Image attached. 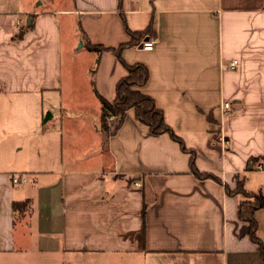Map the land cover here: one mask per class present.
Instances as JSON below:
<instances>
[{
  "label": "crops",
  "instance_id": "0c3cea01",
  "mask_svg": "<svg viewBox=\"0 0 264 264\" xmlns=\"http://www.w3.org/2000/svg\"><path fill=\"white\" fill-rule=\"evenodd\" d=\"M120 12L153 31L151 51L121 52L148 70L139 91L220 183L132 109L104 138L98 97L126 71L86 46L128 43ZM237 179L264 196V0H0V264H264L225 191Z\"/></svg>",
  "mask_w": 264,
  "mask_h": 264
},
{
  "label": "trees",
  "instance_id": "16d2710c",
  "mask_svg": "<svg viewBox=\"0 0 264 264\" xmlns=\"http://www.w3.org/2000/svg\"><path fill=\"white\" fill-rule=\"evenodd\" d=\"M120 9V1H119ZM120 16L124 25L125 32L129 36V42L120 45L117 49H106L102 46L87 45L88 51L95 53H102L104 51H111L118 61L122 64L126 71V76L121 78L115 86V99L112 104H109L102 98L98 97L101 104L100 114V130L104 135V138L113 135L121 126L125 114L128 110L134 111V116L137 122L147 127L149 133L154 136L167 134L171 140L176 142L181 151L189 155V170L198 179H212L213 181L220 183V180L216 177L200 173L195 166V155L192 150L185 147L183 141L177 137L173 131L167 126L163 119L162 111L155 107L154 101L147 95L139 91V88L145 85L148 80V70L141 64H126L121 58V52L128 47L139 45L144 39L150 40L153 36L152 27L148 26L142 32H131L125 24L122 13ZM32 20V17H29ZM32 29V22L25 24L18 32V34L12 38V41L21 40L25 33ZM80 35L83 36V32L78 25ZM113 118L112 121H109ZM225 191L229 195H240L242 198H246L247 201H241L238 205L237 216L238 218L248 225L249 239L253 244L257 246L259 255L264 261V245L257 237V223L255 221L254 214L256 211L264 207V196L260 193L254 194L246 192L243 188V181L238 180L236 182V188L231 191L225 187Z\"/></svg>",
  "mask_w": 264,
  "mask_h": 264
},
{
  "label": "built area",
  "instance_id": "2783aa9c",
  "mask_svg": "<svg viewBox=\"0 0 264 264\" xmlns=\"http://www.w3.org/2000/svg\"><path fill=\"white\" fill-rule=\"evenodd\" d=\"M19 24H20V22H18V25ZM140 46H141V49L144 51H151L154 47V41L153 40H145V41L141 42ZM237 64H238L237 60H233L230 64L227 65L226 68L230 71H233L237 68ZM221 110L224 113H228V112L232 111V107L230 106L229 103L225 102L222 104ZM112 120H113V118H111L109 121H112ZM218 140L221 144H223L225 146L227 145V141H225L223 138L220 137ZM13 182L17 183L18 178L14 177Z\"/></svg>",
  "mask_w": 264,
  "mask_h": 264
},
{
  "label": "rangeland",
  "instance_id": "374dc122",
  "mask_svg": "<svg viewBox=\"0 0 264 264\" xmlns=\"http://www.w3.org/2000/svg\"><path fill=\"white\" fill-rule=\"evenodd\" d=\"M38 1H36L37 3ZM40 3H43L45 2V0H39ZM80 73V72H79ZM81 76L79 75V78ZM1 114L2 116L8 118L7 120H9L10 122H12V119L11 117H18L19 116V111L17 108H14V107H9V106H6L5 107V110L1 111ZM244 201H247L246 198H243Z\"/></svg>",
  "mask_w": 264,
  "mask_h": 264
},
{
  "label": "water",
  "instance_id": "95a60500",
  "mask_svg": "<svg viewBox=\"0 0 264 264\" xmlns=\"http://www.w3.org/2000/svg\"><path fill=\"white\" fill-rule=\"evenodd\" d=\"M30 21H31V20L28 19L27 22H26V24L28 25V24L30 23ZM140 47H141V46H140ZM47 117H48V114L45 115V121L48 119Z\"/></svg>",
  "mask_w": 264,
  "mask_h": 264
}]
</instances>
